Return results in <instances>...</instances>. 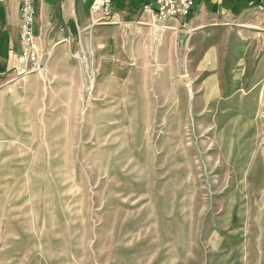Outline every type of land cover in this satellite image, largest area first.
Listing matches in <instances>:
<instances>
[{
    "label": "rangeland",
    "instance_id": "obj_1",
    "mask_svg": "<svg viewBox=\"0 0 264 264\" xmlns=\"http://www.w3.org/2000/svg\"><path fill=\"white\" fill-rule=\"evenodd\" d=\"M78 2L0 80V264H264L262 34L197 69L155 7Z\"/></svg>",
    "mask_w": 264,
    "mask_h": 264
},
{
    "label": "crops",
    "instance_id": "obj_2",
    "mask_svg": "<svg viewBox=\"0 0 264 264\" xmlns=\"http://www.w3.org/2000/svg\"><path fill=\"white\" fill-rule=\"evenodd\" d=\"M20 1L0 2V80L14 73L19 75L18 70L12 71L18 67ZM78 1L34 0L33 30L38 45L61 44L75 37L79 29L78 21L83 18ZM256 2L196 0L189 15L170 20L168 29L175 34L178 45L185 49L187 66L222 68L227 54L237 46L240 47L239 51L236 49L239 56L242 55V47L251 45L250 48H253L249 39L262 34V18L254 11ZM113 4L109 18L135 21L142 13V6L148 4V7H155V0H113ZM141 18L145 19V15ZM214 75L215 72L210 74L211 77ZM211 80L213 78L208 81Z\"/></svg>",
    "mask_w": 264,
    "mask_h": 264
},
{
    "label": "built area",
    "instance_id": "obj_3",
    "mask_svg": "<svg viewBox=\"0 0 264 264\" xmlns=\"http://www.w3.org/2000/svg\"><path fill=\"white\" fill-rule=\"evenodd\" d=\"M3 0H0L2 2ZM89 3L88 12L91 20L101 22L109 18L113 9V0H80ZM196 0H155L156 20L167 27L170 20L185 17L192 11ZM147 8V6H145ZM254 11L262 18V36L264 40V0H257ZM19 15V63L22 74L38 70V44L33 30L35 10L34 0H21L18 7Z\"/></svg>",
    "mask_w": 264,
    "mask_h": 264
}]
</instances>
